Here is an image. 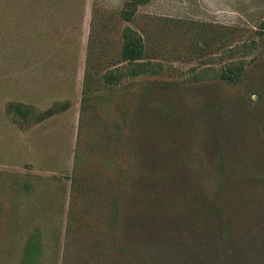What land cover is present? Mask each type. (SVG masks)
Here are the masks:
<instances>
[{"label": "rangeland", "instance_id": "obj_1", "mask_svg": "<svg viewBox=\"0 0 264 264\" xmlns=\"http://www.w3.org/2000/svg\"><path fill=\"white\" fill-rule=\"evenodd\" d=\"M129 1L0 0V264H23L35 235L34 264H62L89 70L87 190L105 193L102 122L138 135L140 147L119 150L124 166L139 167L137 152L151 166L149 207L133 208L152 220L149 262L264 264V0H150L128 22ZM126 28L145 44V74L121 60ZM235 62L246 68L241 82H221ZM109 71L122 72L118 85H106ZM10 103L30 107V120Z\"/></svg>", "mask_w": 264, "mask_h": 264}, {"label": "trees", "instance_id": "obj_2", "mask_svg": "<svg viewBox=\"0 0 264 264\" xmlns=\"http://www.w3.org/2000/svg\"><path fill=\"white\" fill-rule=\"evenodd\" d=\"M150 0H130L126 4V9L122 11V17L130 22L133 20L136 10L140 6H145ZM259 29L264 30V18L261 21ZM145 57V44L142 37L130 28H126L123 34V44L121 49V60L134 71L130 75L136 76L145 74L147 65L142 60ZM91 62H88V65ZM149 66V65H148ZM146 69V70H145ZM153 70H155L152 67ZM88 70V69H87ZM244 63L235 62L221 69L218 78L221 82L235 86L241 82L245 75ZM121 73L109 71L103 78L108 86H115L120 83ZM94 74L87 71L85 76V90L83 98V109L81 112L80 131L78 134V148L75 155V165L72 176L71 199L68 213V224L66 233V243L62 264H135L138 261L141 264H151L149 244L151 241L150 232L152 229V220L148 213L139 214L133 208L143 201L146 207H149L152 193L149 189L152 186L153 174L148 165V159L143 158L144 154L139 153V167L124 164L120 161L124 157L119 150L121 147L130 144L133 148L140 147L142 139L131 134L124 137L123 129L117 125L116 131H110L109 124L104 121L100 125L103 130L96 138L99 144L103 146L108 159L105 161V172L107 181L105 184V193L100 196L95 192L90 195L87 189H90L89 183L92 182L88 177L83 176L85 160L88 158L86 150H82L84 133L88 123V113L91 100L90 93ZM96 103V102H95ZM93 106V109L96 107ZM68 104H57L46 112L38 115L37 120L49 118L61 111L66 110ZM31 108L22 103H10L8 112L21 121L30 120ZM128 144V145H127ZM90 150L92 148L91 143ZM85 151V152H84ZM91 152H94L91 150ZM146 159V162L145 160ZM217 173L223 177L222 168ZM220 178V179H221ZM218 180V179H217ZM94 186V185H93ZM97 196V198H94ZM220 196V195H219ZM218 199V193H217ZM40 238L38 235L32 236L30 242L25 247L23 264H34L41 254V245L33 244V240ZM168 244V242H167ZM176 244V243H173ZM221 244L224 246V254L227 255V261H231L230 256L231 238L224 231L221 237ZM151 247V246H150ZM75 249V252H74ZM176 251L184 249L182 243H178L173 248Z\"/></svg>", "mask_w": 264, "mask_h": 264}]
</instances>
